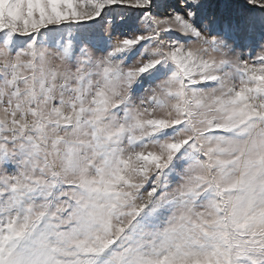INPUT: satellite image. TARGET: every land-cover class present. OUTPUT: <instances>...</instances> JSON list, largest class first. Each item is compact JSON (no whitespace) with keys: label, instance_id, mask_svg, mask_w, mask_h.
<instances>
[{"label":"snow or ice","instance_id":"6c2138e0","mask_svg":"<svg viewBox=\"0 0 264 264\" xmlns=\"http://www.w3.org/2000/svg\"><path fill=\"white\" fill-rule=\"evenodd\" d=\"M0 264H264V0H0Z\"/></svg>","mask_w":264,"mask_h":264}]
</instances>
